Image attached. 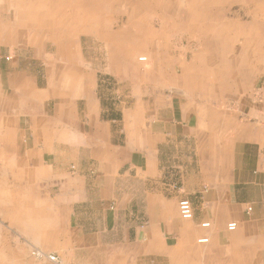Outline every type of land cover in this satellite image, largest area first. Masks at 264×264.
I'll return each instance as SVG.
<instances>
[{
    "label": "crops",
    "instance_id": "obj_1",
    "mask_svg": "<svg viewBox=\"0 0 264 264\" xmlns=\"http://www.w3.org/2000/svg\"><path fill=\"white\" fill-rule=\"evenodd\" d=\"M0 5L25 47L48 39L58 55L0 64V264H51L31 258V247L72 264H264V112L255 109V83L241 85L245 70L230 74L231 87L209 72L219 69L207 59L206 41L225 19L209 9L222 0ZM134 6L141 11L129 18L125 8ZM124 17L129 24L109 38L113 53L125 51L111 42L119 37L127 46L145 35L197 42L176 57L168 41H158L153 54L168 65L153 63L146 75L136 53L119 64L75 61L81 22L107 23L110 32ZM214 20L216 32L202 27ZM111 71L125 80L136 75L130 107L112 108L103 98L109 90L100 77ZM181 199L193 206L191 220L179 215Z\"/></svg>",
    "mask_w": 264,
    "mask_h": 264
},
{
    "label": "rangeland",
    "instance_id": "obj_2",
    "mask_svg": "<svg viewBox=\"0 0 264 264\" xmlns=\"http://www.w3.org/2000/svg\"><path fill=\"white\" fill-rule=\"evenodd\" d=\"M9 1L10 0H0V2L4 4H8ZM69 1H72L70 2V5H73L76 0ZM228 2H231V0H224L223 5L209 9V14H214V16L219 17L222 15L221 18L224 15L225 19L222 20H226L225 22L219 21V26H222V29L220 28L221 33L217 32L211 35L210 32L208 40L206 41V46L210 53L207 59L209 60L212 57V60L217 65L216 68L219 69L218 72H209L214 78L223 77L224 86L231 87L228 82L232 81L230 74L237 72L236 68L238 66L239 70H245L238 72L241 85L247 86L246 83L249 81L251 83H255V93L257 94V102L254 104L255 109L257 111L264 112V0H234V2L238 4L225 6ZM3 6L4 5H0V11L2 10L0 12V64L7 65L9 63L21 61L26 63L31 62L35 65L43 64V62L45 63L48 61H58V55L55 53L54 45L50 40L47 39L44 44H40L41 40H37V43L35 44L36 47L30 49L25 47V43L27 41L25 37L18 39L17 36H13L17 31L15 28L16 25L11 21L12 16L6 12L4 13L7 6ZM143 9L145 11L147 8L144 7ZM125 10H127L130 14V18L131 16L136 17L133 10H139L138 13H140L141 8H136L134 6L125 8ZM103 11L105 12V9ZM197 11H200V9H197ZM10 12H12L13 16L17 15L13 8ZM125 22L126 19L124 17V23L111 24L112 30H110V32H108L109 26L107 23L99 22L91 24L81 22L79 28L80 34H78L76 39L73 41V47L76 51L75 54L77 53V59H75V61H79L80 63L94 62L102 65H105L110 61L111 63L119 64L123 61L124 56L130 57V54L136 53L135 64L140 70H138V72L139 74L146 75L148 70L151 69L153 63L163 62L165 66L168 65V60H166V58H163L161 55L153 54L154 51L158 50V41H168L167 46L172 49V52L174 51L173 53L176 57L187 48H192L197 42V40L194 41L188 37H182L181 39L179 37H172L171 39L166 38L163 40L158 38V35H156L155 39L145 35L142 39H136L131 45L127 46L122 45V38L120 39L119 37L113 38L111 42L116 45H120L125 51L124 53L119 51H115V53H113L114 48L110 46L109 38L111 37V34H114L116 31H120L121 27L127 25ZM201 23L203 28L206 24L205 29L207 28L209 31L216 30L217 23L215 20L208 23L202 21ZM58 25L59 24H57V27ZM4 27H6L5 30H3ZM154 27L158 29L159 25L156 23L154 24ZM165 29H167V27ZM180 30L177 29V31ZM148 38L154 40L155 42L151 43L150 40H147ZM63 41H66L67 43L68 38ZM202 43L203 40H201L200 43L201 52L204 51ZM208 45L214 47H211L213 53L209 50ZM40 46L45 47L44 50L41 47V51L43 50L41 55H39L40 52L39 54L36 52L37 48ZM26 49H28L30 53ZM149 54H151L152 57ZM165 56H167V52H165ZM138 57H148V60L140 61ZM187 58H190L189 54L187 55ZM177 63L181 64V61H177ZM234 74L238 76L236 73ZM100 78L103 81L102 84L108 87L109 90L104 93L103 98L111 105L112 108H119L125 101H127L125 103H127L128 107L134 104V92L135 89H137L136 82L134 80L136 75L134 77H129V80H125L124 77L120 76V74L111 71V73H108L107 75H101ZM166 81L167 78H165V82ZM146 86L147 83L145 84V87ZM164 87L165 88L163 90L161 89V93L163 94L165 92V95H168V87ZM144 90L146 92L145 94L152 95L151 87L150 89L144 88ZM227 105L228 108L237 106V104L232 103ZM218 107L216 108L218 109ZM27 253L28 255L30 254V248ZM62 261L70 263L66 260Z\"/></svg>",
    "mask_w": 264,
    "mask_h": 264
},
{
    "label": "built area",
    "instance_id": "obj_3",
    "mask_svg": "<svg viewBox=\"0 0 264 264\" xmlns=\"http://www.w3.org/2000/svg\"><path fill=\"white\" fill-rule=\"evenodd\" d=\"M251 208H248L247 211H250ZM178 212L183 220H191L194 216L193 206L191 202L188 199H181L178 202ZM202 228H208L209 223L205 222L201 224ZM237 228V224L235 222H231L227 224V230L228 231H235ZM207 242L206 238H202L199 240V243H205ZM30 257L42 262H49L51 264H70L65 263L61 260V258L58 255L52 254V253H46L43 250H40L38 248H30Z\"/></svg>",
    "mask_w": 264,
    "mask_h": 264
},
{
    "label": "bare ground",
    "instance_id": "obj_4",
    "mask_svg": "<svg viewBox=\"0 0 264 264\" xmlns=\"http://www.w3.org/2000/svg\"><path fill=\"white\" fill-rule=\"evenodd\" d=\"M59 1V0H58ZM134 1V0H133ZM212 1V0H211ZM222 1H224V0H222ZM71 2V1H70ZM139 2V1H138ZM38 3L39 2H37V5H38ZM115 3V2H114ZM60 4V3H59ZM101 4V3H100ZM124 4V3H123ZM105 5V4H104ZM43 6H45V5H43ZM124 6V5H123ZM25 7V6H24ZM84 7V6H83ZM100 7V6H99ZM108 7V6H107ZM111 7V6H110ZM187 7V6H186ZM49 8V7H48ZM53 8V7H52ZM33 9V8H32ZM93 9V8H92ZM96 9V8H95ZM108 9V8H107ZM180 10V9H179ZM55 11V10H54ZM86 11V10H85ZM156 11V10H155ZM81 12V11H80ZM113 12H114V8H113ZM217 12V11H216ZM40 13V12H39ZM92 13V12H91ZM93 13H95V12H93ZM107 15V14H106ZM155 17V16H154ZM157 17V16H156ZM171 17V16H170ZM255 17V16H254ZM155 19V18H154ZM168 19V18H167ZM179 19V18H178ZM20 20H22V19H20ZM167 21V20H166ZM168 21H169V19H168ZM161 22V21H160ZM9 23V22H8ZM48 23V22H47ZM208 23V22H207ZM36 24V23H35ZM114 24V23H113ZM127 24H129V23H127ZM166 24H167V22H166ZM71 25V24H70ZM204 26V25H203ZM205 26H206V24H205ZM204 26V27H205ZM165 27V26H164ZM153 28V27H152ZM34 29V28H33ZM132 29V28H131ZM203 29V28H202ZM222 29V28H221ZM31 30V29H30ZM157 30V29H156ZM156 30H154V31H156ZM163 30V29H162ZM214 30V29H213ZM68 31V30H67ZM171 31V30H170ZM42 32V31H41ZM44 32V31H43ZM134 33V32H133ZM163 33H165V32H163ZM40 34V33H39ZM155 35V34H154ZM42 36V35H41ZM208 40V39H207ZM166 46V45H165ZM210 46V45H209ZM120 48V47H119ZM151 56V55H150ZM148 58V57H147ZM147 58H145V57H140L139 58V60L140 61H144V60H146ZM147 61V60H146ZM203 78H204V76H203Z\"/></svg>",
    "mask_w": 264,
    "mask_h": 264
}]
</instances>
